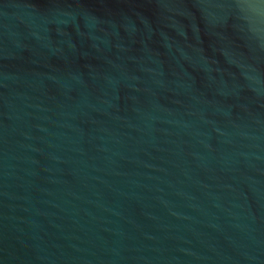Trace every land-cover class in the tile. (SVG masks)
<instances>
[{"label": "water", "instance_id": "95a60500", "mask_svg": "<svg viewBox=\"0 0 264 264\" xmlns=\"http://www.w3.org/2000/svg\"><path fill=\"white\" fill-rule=\"evenodd\" d=\"M0 264H264V0H0Z\"/></svg>", "mask_w": 264, "mask_h": 264}]
</instances>
